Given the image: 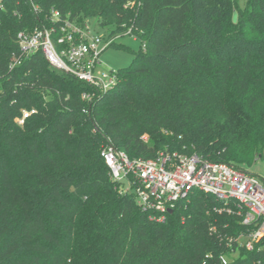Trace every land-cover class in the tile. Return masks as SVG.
Returning a JSON list of instances; mask_svg holds the SVG:
<instances>
[{"label":"trees","instance_id":"1","mask_svg":"<svg viewBox=\"0 0 264 264\" xmlns=\"http://www.w3.org/2000/svg\"><path fill=\"white\" fill-rule=\"evenodd\" d=\"M52 11L143 50L100 92L22 55ZM108 146L264 160V0H0V264H264L235 201L194 190L157 222L113 181Z\"/></svg>","mask_w":264,"mask_h":264},{"label":"built area","instance_id":"2","mask_svg":"<svg viewBox=\"0 0 264 264\" xmlns=\"http://www.w3.org/2000/svg\"><path fill=\"white\" fill-rule=\"evenodd\" d=\"M19 41L23 56L41 52L52 70L100 92L117 84L116 71L101 68V56L115 39L103 38L90 22L79 24L52 11L48 27L20 34ZM20 64L16 61L11 68ZM83 97L90 98L88 94ZM33 113L24 112L19 124ZM102 156L113 181L123 186L121 193H133L143 211L158 213L152 216L157 222H164L178 201L200 190L225 203L233 200L238 204L243 225L255 227L239 240L248 250L264 239V181L255 175L232 165L207 161L197 154H162L154 160H131L124 152L108 146Z\"/></svg>","mask_w":264,"mask_h":264},{"label":"rangeland","instance_id":"3","mask_svg":"<svg viewBox=\"0 0 264 264\" xmlns=\"http://www.w3.org/2000/svg\"><path fill=\"white\" fill-rule=\"evenodd\" d=\"M247 0H239V4L244 7ZM91 25L95 27L98 33L103 38H109L110 32L99 26L96 19L90 21ZM115 39V45L108 48L101 56L102 66L105 71H118L129 67L135 55L143 50V43L134 36H116L110 37ZM247 172L255 175L260 181H264V160H259L252 167L246 169ZM127 187L128 184H126Z\"/></svg>","mask_w":264,"mask_h":264},{"label":"water","instance_id":"4","mask_svg":"<svg viewBox=\"0 0 264 264\" xmlns=\"http://www.w3.org/2000/svg\"><path fill=\"white\" fill-rule=\"evenodd\" d=\"M172 210H170L169 212H171Z\"/></svg>","mask_w":264,"mask_h":264}]
</instances>
